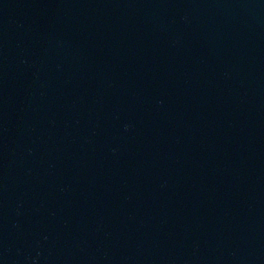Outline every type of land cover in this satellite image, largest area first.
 I'll list each match as a JSON object with an SVG mask.
<instances>
[{"label": "water", "instance_id": "1", "mask_svg": "<svg viewBox=\"0 0 264 264\" xmlns=\"http://www.w3.org/2000/svg\"><path fill=\"white\" fill-rule=\"evenodd\" d=\"M0 264H264V0H0Z\"/></svg>", "mask_w": 264, "mask_h": 264}]
</instances>
